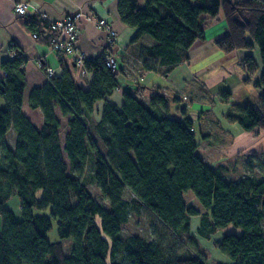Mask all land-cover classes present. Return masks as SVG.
Here are the masks:
<instances>
[{"label": "trees", "instance_id": "trees-1", "mask_svg": "<svg viewBox=\"0 0 264 264\" xmlns=\"http://www.w3.org/2000/svg\"><path fill=\"white\" fill-rule=\"evenodd\" d=\"M221 10L228 32L215 44L227 53L257 45L262 71L256 86L264 88V0H145L143 7L138 0H118L121 21L137 28L132 41L143 36L153 40L139 47L143 70L165 67L167 72L188 60L190 47L204 37V16L215 18ZM41 24L49 28L50 23L36 15L25 19L37 35ZM51 40L50 33L46 43ZM11 46L16 49L15 43ZM104 57L84 63L93 75L89 88L76 83L60 58V73L31 87L27 98V57L16 50L3 59L0 264H208L191 234L193 216H200L197 231L203 237L229 224L241 228V234H225L218 241L219 250L235 264H264V173L228 179L227 167L205 162L197 153L192 119L165 114L168 99L162 93L153 94L148 105L131 91H124L121 106L109 100L120 87L125 64L122 59V68L115 71L105 65ZM245 65L250 73L257 67L251 55ZM42 69L46 72L44 65ZM25 99L30 110L41 111L40 126L23 112ZM98 100H104L101 120L91 127ZM58 112L67 117L63 138ZM228 116L247 131L264 129V92L257 101L233 105ZM89 163L108 206L89 192L81 178ZM190 191L200 207L187 203L185 194ZM13 195L20 200L19 217L6 205ZM143 207L167 232L186 236L191 253L169 256L157 239L125 237L123 223ZM53 218L59 235L55 242L47 238ZM64 240L72 243L69 253Z\"/></svg>", "mask_w": 264, "mask_h": 264}, {"label": "crops", "instance_id": "crops-1", "mask_svg": "<svg viewBox=\"0 0 264 264\" xmlns=\"http://www.w3.org/2000/svg\"><path fill=\"white\" fill-rule=\"evenodd\" d=\"M17 1L21 0H0V77L4 76L1 63L3 59L10 57V50L15 49L11 45L15 43V50L20 51L28 60L26 64L28 88L25 98H27L31 87L42 85L48 79L45 69H42L40 63L45 67H51L56 73H60V58H63L69 65L76 83L82 88H89L93 77L92 73L84 71L83 67L75 64L71 57L58 54L50 44L46 43L47 35L50 34L47 27L41 24L39 36L33 37V32L25 25V19L33 15L50 22L63 17L67 13L82 10L84 14L93 15L95 20L100 17L108 18L117 31L115 45L108 48L105 29L98 26L95 21L84 17L81 21V31L77 39V45L87 53L88 58H96L107 52L121 54L125 69L119 76L120 87L108 97L118 106L123 104L124 91L133 92L145 105L149 104L153 94L159 92L168 99V109L165 114L180 119L185 116L192 119V113H196L193 110L195 108L193 104L199 107L200 112H202L201 110L204 109L202 107L204 106L203 103L208 98L204 90H210L213 91V94L219 96V101L229 103L234 102L236 97L240 99L238 104L236 102L230 103L229 111L224 114L229 121L238 122L228 116L232 106L254 101L251 95V87L248 84H242L247 74L243 72L241 76V74L236 73V67L240 65L239 60L242 61L252 53L246 49H239L236 53H225L215 44L216 39L228 32L227 22L222 10L215 18L204 16L203 22L205 24L202 22L204 37L197 39L190 47L188 60L164 72L165 67H160L161 69L156 71L141 68L139 47L143 44H152L153 40L143 36L138 42L132 41L137 33V28L128 26L121 21L118 12V0H28L34 10L27 15L15 13L14 3ZM138 4L143 7L145 0H138ZM257 60L260 63L258 78L261 73L262 62L260 57H257ZM229 91L230 93L231 91L234 92L233 96L228 94L227 98L224 97L223 93H229ZM103 105L104 100H98L95 103L93 114L95 124L101 120ZM4 106V99L0 98V109ZM23 112L37 126L42 124L41 111L38 109L30 110L26 99ZM33 114L39 116L38 122L31 118ZM197 114L200 116V113ZM245 134L247 135V130ZM193 220H195L194 226L198 230L200 218L193 216ZM224 257L226 258V256Z\"/></svg>", "mask_w": 264, "mask_h": 264}, {"label": "rangeland", "instance_id": "rangeland-1", "mask_svg": "<svg viewBox=\"0 0 264 264\" xmlns=\"http://www.w3.org/2000/svg\"><path fill=\"white\" fill-rule=\"evenodd\" d=\"M203 22V21H202ZM205 24V22H203ZM228 26V25H227ZM252 53L255 62L256 70L250 73L245 65V58L240 61V65L236 67V73L243 75V72L247 74V77L243 79L242 84H248L252 91L251 95L254 101H257L261 92H264V88L256 86V81L259 74L260 63L257 57H260L259 49L257 45L253 48L246 49ZM237 50L232 51L236 53ZM227 53V52H225ZM248 56V55H247ZM237 59V58H236ZM262 71V67H261ZM261 75V73H260ZM242 78V77H241ZM254 84V85H253ZM204 92L208 97L206 102L203 103L204 109L200 112L199 107L193 104L192 109L195 110L192 113L193 128L197 140V153L213 167L224 166L227 167L226 178L239 179L246 175L259 176L264 173V129L255 128L251 131H247L245 134L244 128L239 122H231L225 117V113L228 112L230 103L238 104L240 99L235 98L234 102L226 103L219 101V96L213 94L210 90ZM212 93V97H211ZM230 93V91H229ZM232 96L233 91L230 93ZM184 98L187 99L186 96ZM217 99V100H216ZM200 113V116L197 114ZM204 114V115H202ZM59 119L62 123L61 136L64 137L66 131L67 117H64L58 112ZM31 118L38 122L39 116L33 114ZM91 127L95 126V118L89 121ZM13 133L10 134V141L13 142ZM256 155L257 160L252 159L250 156ZM251 163V166L248 164ZM89 192L103 205L108 206L109 202L103 199L100 189L95 184L93 178L92 165L89 163L81 175ZM125 196L130 198V194L126 193ZM186 201L189 205L200 207L192 191L185 194ZM15 215L20 216V200L17 196L13 195L7 201L6 204ZM36 213H49V209L45 211L35 209ZM195 217V216H194ZM200 218V216H198ZM195 219V218H194ZM96 222L100 225V218H96ZM191 234H193L199 241L200 247L207 256L208 264H215L217 261H221L227 264H235V262L227 257L218 248V241L228 233L241 234L242 229L229 224L224 228L218 229L215 233L206 237L201 236L196 227L194 226L195 220L191 218ZM122 233L125 237L131 235H141L148 240H159L162 246L167 250L169 256L186 255L191 253L193 247L186 244V236H173L170 232H167L157 218L145 207L141 208L139 212L132 211L129 215L128 221L122 225ZM47 238L51 242L59 240L58 224L56 219H52V227L47 233ZM65 251L69 253L72 243L70 240L63 241ZM226 256V258L224 257ZM224 260V261H223Z\"/></svg>", "mask_w": 264, "mask_h": 264}, {"label": "built area", "instance_id": "built-area-1", "mask_svg": "<svg viewBox=\"0 0 264 264\" xmlns=\"http://www.w3.org/2000/svg\"><path fill=\"white\" fill-rule=\"evenodd\" d=\"M34 7L28 0H21L14 3V11L18 15H27L32 13ZM93 20L98 26L103 27L107 32L106 45L108 48L115 45L117 31L112 26L111 22L106 17H100L95 20L91 14H84L82 10H77L72 13H67L63 17L50 21L49 32L52 34L51 47L62 55H67L72 58L73 62L86 71L84 67L85 61L88 59L87 53L80 49L77 45V39L81 31V21L83 18ZM37 33H33V37H37ZM10 56L16 54L15 49L10 50ZM104 63L108 68L119 71L122 64V56L118 52H107L104 57ZM40 66L42 64L40 63ZM46 73L49 76L58 75L51 67H46Z\"/></svg>", "mask_w": 264, "mask_h": 264}]
</instances>
